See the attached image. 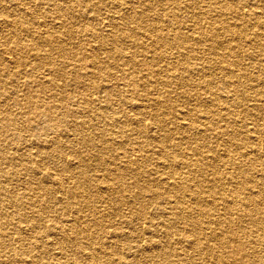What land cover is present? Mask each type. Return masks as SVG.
Returning a JSON list of instances; mask_svg holds the SVG:
<instances>
[{
  "label": "rangeland",
  "instance_id": "rangeland-1",
  "mask_svg": "<svg viewBox=\"0 0 264 264\" xmlns=\"http://www.w3.org/2000/svg\"><path fill=\"white\" fill-rule=\"evenodd\" d=\"M74 1L75 0H72L71 2L73 3ZM100 1L99 4L101 12L99 11L100 14L98 13V16L101 18V20L94 19L92 15H90V13L86 11L84 12L83 9L80 8L78 4H76L77 2H74V4H76L75 7L77 8V11L74 10L71 15H68L66 17L67 20L60 16L62 18V21H64L60 23L61 19L57 17L59 15L58 12L54 14L53 12H51L52 10L49 9L56 5L58 0H38L37 2L36 0H0V64L3 63L5 66V70L3 69L4 76L0 77V80H3L4 82H10L11 79L15 76L14 71L15 73L17 72L19 89L22 91V93L29 96L31 92L30 90H32L33 88L32 82L28 83V81H31L33 79L29 77L35 76L39 80L52 79L51 82H55L56 86L53 89L47 88V97L43 99V102L45 100L47 103L46 106H48L45 109V111L47 112V116H53L55 119L52 120V122L54 123L57 117L63 115L65 120L60 123L61 127H67V123L70 124L73 119L75 120V123H79L83 120L86 121V126L83 130V133L92 137L95 142L94 147H92L91 149L86 148L84 141L82 140V134H79L77 131L71 132L68 130H63V134L65 135L63 136V139H65L67 142H71L72 140L78 142V152L76 158H82V160L80 158L79 159L81 160L83 166L80 170L77 171L71 169L69 175H71L73 178L74 176L80 174L87 176V178L89 179V191H86L83 188H79L81 191H79L78 193L87 195L90 201V206L82 204L83 202L81 201V196L78 193H73L71 195L68 194L69 197L67 196L63 203L60 204L51 202V204L54 205H51L50 203L48 205H44L42 204V202L38 201L35 208L39 209V213L41 215H44L46 219L44 222H38V226L35 227H29L30 224L25 221L26 216L29 217L30 214L29 208L25 207V210H23V215L19 214L21 218L19 217V215L14 214L15 212H11L10 208H8L7 211L4 210V213L8 214H3V216H1L0 218V234L2 235L0 236V238H2L0 239L1 251L3 252L6 249L12 248V255L15 253L14 257L17 258L12 260V263L10 264H18L17 259L19 257H21L20 260L23 263V260L25 261L27 259V256L29 258V256H34V253L37 252V245L32 247V244L34 243L33 241L35 239L34 236L37 234L36 232H41L44 234V232L47 231L49 232L50 236L56 238L59 236V234L53 229V227L57 225L58 221L63 224L65 223V216L67 214H70V217L76 216L78 215V213L82 214V211H85L89 214L93 211L94 208L96 211L104 213L106 216L103 219L98 218V220L100 221L99 228L104 226V229H107V231L114 228L115 231L118 232L117 236L111 237V234L109 232H107L106 234L104 233V237L102 238V240L106 244H115L114 246L116 247V250H120L124 254L126 253L128 259L137 256V258H134L133 261L141 260L139 264H151V262L153 264L163 263L164 261L156 255L158 252H162L163 249H166L164 251H166L169 255L168 260H172L175 263L176 261H180V264H215V262L217 264H264V257L262 256V253L264 252V236L262 237V235H264V228L261 229L260 235H258V232L257 234H255L256 232H254L253 228L249 227L250 223L247 221L240 222V219L236 213H230V215L226 214L223 216L221 214L222 217L220 219V223L217 225L216 230L212 233L214 235V239H211L212 241H209V239H205L204 241L209 243L207 249H203L201 247L196 251L195 248H191L192 246H189V244H187L185 240L181 239L180 236L182 235L179 234L183 232L182 230H180L181 225L186 226L187 228H189L190 225L175 222L174 224L178 228H172L175 230V233H171L169 237L162 235V232L159 229L160 227L157 224V222L159 221V216L157 215V213L160 212L161 206L164 205V201L161 202V199L158 198L157 201L153 202L150 192H146L147 194H144V196L140 195L138 200H136L135 202H131L132 204H123V201H120L121 199L119 200L118 196L116 197L115 203V201L111 200L113 199L112 193L109 191V189H107L106 183L103 182L106 177L105 174L110 170L112 176H116V178L119 179L122 183L131 186V183L134 180H138L139 184H141L142 186L148 183L156 188L157 191H160L161 187L159 185V182H156L158 179H162L159 176V172H161V176L164 177V172L166 173L168 171L167 168H170V166L167 167L166 165L162 164L161 160H165L169 156L167 157L166 153L164 152L163 155L160 149H164L170 142H180L183 137H185V140H183L184 142L181 141L183 142L182 147L173 151V155H176L177 158L184 157L183 154H181L185 149L184 147L188 146L189 148H193L195 152V146L204 141L207 146L203 148V152L208 156L212 155V159L205 158L203 152L194 155H188L191 160L197 162V165L194 166L195 168L201 166L206 170V172L202 173V178L205 180L203 182L204 187L208 188V184L209 186L212 185V187L215 188V186L222 184L223 186H225V189H235L236 187L233 180L235 181L239 179V176H242L245 173L254 178L259 177L258 179H260L263 175H259L261 168V166H259V162L263 160L259 158V160L257 161L252 160L249 162L250 159L259 157V154H256V148L253 147L256 142H259L254 139V137L256 138L257 134L251 132L254 129H251L249 127L253 128L255 127V124L258 128L262 126V123L264 122V115L260 112L256 115L252 113V115L254 116H249L251 120L248 119V116L242 117V115H238L234 117V121L232 122L230 121V115L238 114L235 113V111H240L243 107V104L253 103V98L255 97L253 91L250 88H248V91L246 90L247 83L251 78V72L254 74L258 73V75L261 77V79H257V81L255 80L253 82V84L256 85L254 86V88H264V46H261L259 44H251L247 47L248 50L244 54L241 53L239 56H237V58L242 62L241 65L246 66L248 69V71H246L247 73L244 74L247 77L244 78V76L241 80L244 88L246 89L241 90V87L238 85L234 86V84L232 83V85L226 84L227 76L225 75V73H220L214 69V67L217 66V63H219L218 60L212 59V54L205 55L209 53L208 49L210 47L206 46V44L212 41L211 39H208L209 42H205V40H200L199 42V40H196L197 37H195L193 38L192 42H187L190 43L192 47L196 46L197 49L193 52L191 51V58H188L184 62H179V59H177L174 54L175 50L173 49L175 48H171L168 49L167 53H165V56H162L161 59H154L152 57V52H150L147 60L150 61L151 64L147 65V63L145 64V61H142L143 58H141V52L139 51L143 50L142 47H140L139 44L134 43L139 42L141 38L139 39L138 34H136L135 36L134 32H132V29L135 26V22L139 20L134 19L128 20L127 22L124 21V27H127V30L131 34L130 38H121L120 41L125 50L129 47L127 49L129 53L134 52L135 50L137 51L136 56L131 60V63H133L134 67H136V71H140L137 73L138 78H143V80L146 82V85L151 83V81H149V78L146 79V75H143V73H145L144 67L152 66L158 73L156 76L158 78V81L151 86H148L145 90L139 91L138 93H140V95L138 93L133 94L129 92L127 96L128 99H126L123 94L114 97L111 106L107 108L108 110L101 111V109L98 107H100L101 101L104 98L105 94H103V90L99 87L100 79L98 73L90 72L94 71V69L98 67L99 64L97 63V61L104 56L103 54H105V51L107 49L106 42H108V38L106 37H110V26L107 24H110V22L114 20L115 15L117 16L127 8H125L123 5H119L118 9L120 10L118 11V13H116V10L112 9L113 4L111 3V0ZM132 1L133 0H121V2L128 4V6L133 3ZM136 1L141 2L143 0ZM152 1L154 2V4L145 16V19H147L145 23L148 24L144 27V29L141 30L143 32H148L147 28L149 24H158V27H163L162 31L166 30L167 27H169L172 31H177L181 20H184L186 22H184V25H181L183 27V31L195 30V28L205 29L210 21H214V23L218 27H221V23L224 25L223 21H227L228 23H230L235 21L239 22L242 20L247 25V27L250 28V33L256 30L264 31V17L258 14L259 9L255 8V6H257V2L254 0H220L218 2V5H220L221 7H225V5H228L230 2H234L236 4L237 2H240V15L230 13L228 14L229 16H225L226 18L218 15V12H215L216 10L211 7L212 2L210 1L207 2L205 0H200L196 5L197 7H194L196 10L193 8L188 10L184 8L183 4L187 2L189 3L191 0H179V4L175 2L171 3V1L169 0ZM199 7H202L205 12H203ZM249 8H255V16L244 15L243 12H241ZM109 9L113 11H109ZM170 11H176L179 18H172L170 20ZM196 12L202 13V16L199 15V20L196 18ZM158 17H160V19H158ZM228 19L230 20L228 21ZM232 19H234L235 21H232ZM257 19L260 20L258 21ZM57 20H60V22H58ZM189 22H191V24ZM64 26L67 27V30L70 31L69 36H67L65 32H63ZM88 28L95 29L100 33V38L98 39L102 43L100 44V48H98L97 45H93L96 43V39L90 36V34L88 35L86 33ZM38 31L39 33H41L38 34ZM26 32L27 34L33 32L34 37L40 39L38 41V46L41 50L39 57L44 58V56H48L46 57L47 59L45 58V61L47 63L44 62L36 66L35 63L39 61L38 57L34 58L31 53L29 54L21 51V48L19 50H14L15 45L23 46V44H18L16 41H19L20 43L25 42L24 39L26 37L24 36H26ZM40 35H42L43 37ZM45 35L51 37V41H48L46 37H44ZM218 35L220 37V43L222 45L221 48L225 49L226 51L228 47L226 44H224V40H226V38H229V34H227V31L219 29ZM101 38L106 39H104L103 41L101 40ZM173 47L177 48L178 46L174 45ZM200 48H204L206 50V53H199L198 50H200ZM95 51L97 52V55L95 54L94 56H91V53ZM19 55H22L23 59L25 60L23 66L21 65V61L24 62V60L20 61V59L18 58ZM63 59L66 61L64 62V64L60 62ZM135 61L137 62L135 63ZM204 62L206 63L205 67H203ZM140 63H143L145 65H141ZM181 63H183V65H181ZM220 63L224 62L221 61ZM189 64L192 65L186 67V71L182 72L183 79L180 82L177 81L171 83L169 86H165L162 84L161 79H166V72H172L175 67L179 68L181 66H186ZM207 64L212 65L213 68L207 67ZM138 67H140V69L143 71H141ZM61 68H64L68 73L70 72V74L74 72L70 77L77 75L78 84H74L73 81L70 80L69 75L61 74ZM77 69H81L83 72L88 74L89 79L84 77ZM196 69L199 70L197 72L198 74H195ZM201 72L203 73L201 74ZM20 73L23 75H21ZM236 73L239 74L240 71L236 70ZM204 77L211 79V82H213V88H215L214 90H218L221 92L215 99L212 98L210 91H208L203 86ZM60 85L62 91L59 89ZM96 86H98V88ZM243 90H245V92H243ZM224 91H226L225 94ZM228 93L230 96H236V94L239 93V96H241V102H234L233 104H230L228 102L226 103V100L224 101V99H226ZM17 94L18 93H13L10 96L12 98H7L6 95H3L0 89V116H4V113L6 112L5 114L6 117L9 118V121L14 120L15 115H25L24 120H28L33 115V112H30V114H28L29 107L26 103L27 100L23 99L22 101L15 103L19 99L18 97H16L18 96ZM164 95H166L164 105L161 107L155 105L154 99L161 98ZM61 99L69 100L70 104L68 106L61 107ZM131 105L132 107L130 108ZM136 106H139L142 109H138L136 108ZM68 107L70 109H67ZM3 108L6 109L5 112H3ZM155 108H160L165 113V121L167 123V126L169 127V130L165 131L164 134H162V132L156 127V125L158 126V124L163 125L162 122L158 123L153 119L143 121L142 126H145V136L139 138L138 135L132 134L131 137L133 138V140L138 139V143L135 142V148L143 154H148V156L144 158L145 160L147 159L146 167L141 168L138 165L140 162H138L137 165L135 164V162H133V171L125 170L123 173H121L122 171L119 170L121 168L120 165L123 164V160L125 159L123 154H120V152L123 151V147L120 145L116 146L115 144H113L112 140H110V138H112V134L117 130V126L110 125L108 123L109 117L111 116L113 110H115L120 112V115H122V117L127 118L123 119L122 121L133 122L132 119L140 115V112L143 109L151 111ZM232 109L234 111L233 114L229 113L232 111ZM130 113L132 115H130ZM181 114L185 116V119H178ZM174 118H177V123L175 124L172 123ZM228 121H230V123L228 127L225 128V125ZM24 122L26 123V125L24 124ZM21 125L25 126L23 128H20L19 130L20 134H22L21 138L14 139L12 138L11 133L7 131L0 132V170H11L13 172H16L17 170V172H23V168L28 164L29 159L33 158L31 157L32 155L30 157L23 155L21 156L22 158L17 159L15 163H11L10 156L11 153L15 150L13 149V144L14 146L17 144L19 149H22L28 145H32L31 151L36 152L38 150L37 148L40 145L46 146L49 144V141L47 140L49 136H55L54 132L38 134L37 132L33 131L31 127H28L29 122L27 121H22ZM224 128L226 130H224ZM231 128H234L237 132L235 135L236 139L234 143H231L230 141L225 142L228 139L227 133ZM172 129H175L174 132H172ZM198 129L202 131L203 137H187V134L190 131H196ZM259 135V140L262 139L261 144L264 145L263 135ZM139 139L143 141V144H140ZM238 142L240 145L238 144ZM104 145H110V147H107V149L105 150L103 148ZM3 150H6V153H4L5 151ZM229 151H231V156L234 158V161H226ZM4 156H7L8 159L4 160L3 158H1ZM73 157L74 156H72V158ZM166 161L168 162L169 159ZM232 162H236V164ZM173 167L175 169H179L178 167H182L185 170H188V173L191 168H194L191 167V165H173ZM237 167H240L241 171H238ZM98 172H100V175L97 178V175L99 174ZM149 172H151L153 175H151ZM2 174L3 176L0 177V186H2V183H4V186L7 187L8 183L4 180L9 176L12 177V174L9 176L6 172H3ZM219 174L222 178V180L220 181L225 182L226 184L220 183L215 180L212 184L211 181H213V178ZM22 176L23 174H20L19 176L16 175L15 178L21 180ZM150 177L152 178V180L150 179ZM47 179L48 178H46V180ZM63 181L66 182L68 180L64 178ZM192 184L197 183L192 182ZM250 185H248V187H250ZM133 190H136V188L130 187L128 191H124L123 199L126 198L127 200H129L130 198V200H132L131 197L128 196V194L131 195V192ZM246 191L247 189L245 188L244 192ZM257 191L259 190L254 188L253 192ZM158 194H156V196ZM200 194L202 195L197 201V204L200 205L201 208L205 206L208 199H212L214 197L216 198L217 196L226 197L227 199L224 198L225 200H229L230 198L225 196L222 192H213L211 196H209L207 192H201L196 196H199ZM240 195H244V193ZM78 199L80 203L79 205H76L75 202H78ZM70 201H73L74 203ZM18 203H21V200L18 198V196L0 197L1 206L14 205L17 207ZM81 204L84 205V207H81ZM131 205L132 207H130ZM142 205L145 206L146 216H140L135 227L136 231H134L132 229L133 222L129 223L128 221L131 220L130 218L135 220V218L137 217L135 210ZM113 206H115L114 208H116L115 211H113ZM201 208L200 210H192L191 212L193 213V215H197L200 213V215L202 216ZM219 212H224L223 214H225L226 212L229 213L226 209V206L224 207V205L222 204H219ZM224 218H227V221L230 222L227 223L225 221L223 223L224 227L227 229L229 227H233V229L237 230V232L235 234L236 237L233 242L224 243L223 246H219V243L216 242L218 237L217 234L218 231L221 230V228L219 227L221 226V222ZM3 220H8L6 222L7 225L2 223ZM240 228L243 229L241 230ZM96 229L98 230V227ZM14 230L16 231L14 232ZM125 230L130 231V235L126 236L124 239H121L119 237V234L120 232H125ZM190 235H193V233H191ZM252 235H255L257 237ZM18 236H22V243L14 244L12 238ZM163 237L165 238V240L162 242ZM42 238L43 239L41 244H45L46 246H44V248L39 247L41 249L40 254L41 257L44 258L43 262L48 264L55 260V254L61 253H59L60 250L58 248H55V246L46 244L47 240L49 239L48 237ZM38 239L41 240V238H36L35 241H37ZM112 239L113 242H111ZM246 240L249 243V248H246L243 245H239L238 247L236 246L239 243H245ZM140 251H144L146 253V256L142 254H140V256L136 255L139 254ZM229 251H234V254H232V257H229L231 259V262L227 263L229 261L227 252ZM106 257L108 259L111 256ZM8 261L9 260L4 257V255L0 256V264H9Z\"/></svg>",
  "mask_w": 264,
  "mask_h": 264
},
{
  "label": "bare ground",
  "instance_id": "bare-ground-1",
  "mask_svg": "<svg viewBox=\"0 0 264 264\" xmlns=\"http://www.w3.org/2000/svg\"><path fill=\"white\" fill-rule=\"evenodd\" d=\"M37 1L38 0H36V2ZM71 1L72 0H58L56 5H54L52 8H49L50 10H52L51 12H53L54 14L58 12L59 15L57 17L61 19V22L60 20L59 21L57 20L58 22L60 23L64 22L62 21L61 17L66 19V17L68 15H71V13H73L74 10L77 11V8L75 7L76 4H78V6L82 8L84 12L86 11L90 13V15H92L94 19L101 20V18L98 16L100 14L99 11L101 12L100 4H99L100 0H77V1L75 0L74 2H77L76 4H74V2L72 3ZM169 1H171V3L175 2L177 4H179L180 2L179 0H169ZM199 1L200 0H191L189 3L188 2L184 3L183 6L187 10L192 9V8L195 9L194 7L197 5ZM205 1L212 2L211 7H213L216 10L215 12H218L217 14L222 17H225L226 15L230 13H233L235 15L236 14L240 15V2H237V4L234 2H230L228 5H225V7H221L220 5H218V2L220 0H205ZM254 1L257 2V6H255V8L259 9L258 14L264 17V0H254ZM132 2L133 3L128 6V4L121 2V0H111V3L113 4L112 9L116 10V13H118V11L120 10L118 9L119 5H123L127 9L125 10L126 12L121 10L123 12L119 13L117 16L115 15L114 20H112L110 24H107L110 26V29H109L110 37H106L108 38L107 39L108 42H106L107 49L105 51V54H103L104 56L98 59L97 61V63L99 64L98 67L94 69V71L90 72V73H93V72L98 73L99 79H100L99 87L103 90V94H105L104 98L101 101L100 107H98L101 109V111L108 110L107 108L111 106V103L114 97L120 96L121 94H123L126 97V99H128L127 96L129 92L136 94L139 91L145 90L148 86H151L152 84L158 81V78L156 77L158 73L152 66L144 67L146 74L143 73V75H146L145 78L146 79L149 78V81H151V83L146 85V82L143 80V78H138L137 73L140 71H136L137 70L136 67H134L133 63H131V60L136 56L137 51L135 50L134 52L129 53V51L127 50L129 47L125 50V48H123L122 43L120 41L121 38L122 39L130 38V34H131L127 30V27L126 28L124 27V24H125L124 21L127 22L128 20H134V19H137L139 21L135 22V26L132 29V32H134L135 36L136 34H138L139 39L141 38L139 42H134V43L139 44V46L142 47L143 50H139V51L141 52V56H142L141 58H143L142 61H145V64L146 63L147 65L151 64V62L147 60L150 52H152L153 54L152 57L154 59H161L162 56H165V53H167L168 49H171V48H175L173 49L175 50L174 54H175V57L179 59V62L181 61L184 62L188 58H191V55H192V54L190 55L191 51L193 52L197 49L196 46L192 47L190 43H187V42H192L193 38L195 37H197L196 40L197 41L199 40V42L200 40H205V42H209L208 39L209 40L211 39L212 41L206 44V46L210 47L208 49L209 53L205 55L212 54V59L218 60L219 63H217V66H215L214 69L220 73H223V74L225 73V75L227 76L226 84H230V85L234 84V86L238 85L241 87V90L246 89L244 88V85L241 82V80L245 76L244 74L247 73L246 71H248V69L246 66L241 65L242 62L241 60L237 58V56H239L241 53L244 54L248 50L247 47L250 46L251 44H259L261 46H264V31L256 30L250 33L249 32L250 28L247 27V25L243 22V20L237 22L234 19H232V21H235V22L228 23L227 21H223L224 25L221 23L222 25V26L220 25L221 27H218L214 23V21H210L208 23V26L205 29L195 28V30H190V31L189 30L183 31L182 29L183 27L181 25L182 24L184 25V22H185L184 20L180 21L177 31H172L170 30L169 27H167L166 30L162 31L163 27L162 28L158 27V24L157 25L149 24L147 28L148 32H143L141 30L144 29V27L148 24V23H145L147 21V19H145L146 18L145 16L147 15L149 9L152 8L154 2L152 0H143L141 2L133 0ZM255 8L254 9L249 8L241 12H243L244 15L255 16L256 15L254 14ZM200 9H202V7ZM113 10L109 9V11H113ZM202 11L205 12L203 9ZM195 15H196V18L198 19L199 15L202 16V13L196 12ZM169 16H170L169 17L170 20L172 18H175V19L179 18L178 13L176 11H170ZM158 19H160V17H158ZM229 20L230 19H228V21ZM257 20L259 21L260 19H257ZM186 21H189V20H186ZM189 23L191 24V22ZM219 29L223 31H227V34H229V38L228 39L226 38V40H224V44H226L228 47L226 51L225 49L221 48L222 45L220 43L221 41L218 35ZM63 32H65L67 36L70 35V31L67 30V27L65 26H64ZM40 33L38 31V34ZM86 33L88 35L90 34V36L96 39L95 40L96 43L93 45L94 46L97 45L98 48H100L101 47L100 44H102L98 40L100 38L99 36L100 33L95 29H89V28L87 29ZM48 35H45L44 37H46L48 41H51V37H49ZM24 37H26L24 39L25 42L20 43L19 41H16L18 44H23V46L15 45L14 50H19L21 48V51H24L29 54L31 53L32 56H34V58L38 57L39 61L35 63L36 66L46 62L45 58L48 56H44V58L39 57L41 50L39 49L38 41L40 39L34 37L33 32L28 33V34L26 32V36ZM104 39L101 38V40L103 41ZM174 45L178 47L177 48L173 47ZM198 52L203 54V53H206V50L204 48H200ZM95 54L97 55L96 51L91 53V56H94ZM18 58L20 59V61L24 60L22 55H19ZM220 60L223 61L224 63H220L221 62ZM60 62L64 64V62L66 61L63 59ZM136 62L137 61H135V63ZM24 63H25V60L24 62L21 61L22 66L24 65ZM143 63H140V64L145 65ZM205 64L206 63L204 62L203 67H205ZM181 65H183V63H181ZM190 65L192 64L181 66L179 68L175 67V69L172 72L171 71L166 72V75H165L166 79L165 80L163 78L161 79L162 84L165 86L166 85L169 86L171 83H174L177 81L180 82L183 79L182 72L186 71L185 68ZM207 65H208L207 67L213 68L212 65L210 64H207ZM248 67H251V66H248ZM4 68H5L4 64L1 63L0 64V77L4 76V71H3ZM138 68L140 69V67ZM77 70H79L80 73L84 77L89 79L88 74L83 72L81 69H77ZM236 70L240 71V73L239 74L236 73ZM198 71L199 70L196 69L195 74ZM60 73L67 74L70 77L74 72L70 74V72L68 73L64 68H61ZM202 73L203 72H201V74ZM14 75L15 76L11 79L10 82L8 81L4 82L3 80H0L1 92L3 93V95H6L7 98H9L13 93L14 94L18 93L17 94L18 96L16 97H18L19 99L15 103H18L19 101H22L23 99L27 100L26 103H27V106L29 107L28 114H30V112H33V115L28 120H24L25 115H15L14 120L11 119L12 121H9V118H7L5 114L6 109L3 108V112L5 113H4V116L3 115L0 116V132L7 131L11 133L12 138L14 139L21 138L22 134H20L19 130L20 128L25 127L21 125L22 121H27L29 122L28 127H31L32 130L37 132L38 134L46 133V132L48 133L54 132L55 136L53 137L49 136V138L47 139L49 141V144L46 146L40 145L37 148L38 150L36 152L31 151L32 145H28L22 149H19L17 144L15 146L13 144V149L15 150L11 153V156H10L11 163L12 162L15 163L16 160L22 158L21 156L23 155L28 156V157L32 155L31 157L33 158L29 159L28 164L23 168L24 169L23 172H17V170L16 172H13L11 170L9 171L3 170V169L0 170V177L3 176L2 174L3 172L8 173V176L12 174V177L9 176L8 178L4 180V181H7L8 186L7 187L4 186V183H2V186H0V197L2 196L17 197L18 196V198L21 200V203H18L17 207L14 205L12 206H8V205L1 206L0 205V218L1 216H3V214H6L4 212L7 211L8 208H10L11 212H15L14 214L23 215V210H25V207H27L30 209V214H29V217L26 216L25 221L30 224L29 227H33V226L35 227V226H38V222L40 221L44 222L46 219L44 215H41L39 213V209L35 208L37 205L36 203L38 201L42 202V204L44 205L46 204L48 205L49 203L51 204V202L60 204V203H63V201L67 198L68 194L71 195L73 193H78L79 191H81L79 188H83L86 191H89V186H88L89 179L87 178L86 175L80 174V175L74 176V178L71 175H69V173L71 172V169L76 170V171L80 170L83 164L81 162L82 160L81 157H79L81 160L79 158H76L77 152H78V148H77L78 142L74 140H72L71 142H67L65 139H63V136H65L63 134V130H68L71 132L77 131L79 134H82V140L84 141L86 148L91 149L92 147L95 146V142L92 139V137L85 135L83 133V130L86 126V121L83 120L79 123H75V120L73 119L70 124L67 123V127H61L60 123L65 120L63 115H60V117H57L54 123L52 122V120H54L55 118L53 116H50V117L47 116V112L45 111V109L48 106H46L47 103L45 100L43 102V99L47 97L46 96L47 95L46 92L48 91L47 88L53 89L56 86L55 82L54 83L51 82L52 79L39 80L35 76L29 77V78H32L34 81L27 80L28 83L32 82L33 84L32 86L33 88L32 90H30L31 92L29 96H27L24 93H22V91L19 89V81L17 78V72L15 73L14 71ZM250 76L251 78L249 79L250 81L247 83L246 90L248 91V88H250L253 91L254 96H255L253 98V103L243 104V107L240 111L239 110L235 111V113H238V114L230 115L231 122L234 121V117L238 115H242V117L248 116L249 120H251L249 116H254L252 115V113L256 115L260 112L264 115V88H254V86L256 85L253 84L255 80L257 81V79H261V77L258 75V73L254 74L252 72ZM246 77L247 76H245L244 78ZM77 78L78 76L74 75L70 77V80H72L74 84H78ZM227 82H230V83H227ZM212 83L213 82H211V79L204 77L203 86L208 91H210L212 98L215 99L221 92L218 90H214L215 88H213ZM96 87L98 88V86ZM59 89L62 91L61 85ZM225 92L226 91H224V94ZM243 92H245V90H243ZM138 94L140 95V93ZM165 96L166 95L162 96L161 98H155L154 99L155 105H157L158 107L163 106L166 100ZM229 96H230L229 93L227 94V97L225 95L226 99H224V101L226 100V103L228 102L230 104H233L234 102L236 103L241 102L240 101L241 96H239V93L236 94V96H230V97ZM29 98L30 100L32 98V100L30 101ZM69 104H70L69 100H65V99L60 100L61 107L68 106ZM131 107L132 105L130 106V108ZM136 108L142 109L139 106H136ZM67 109H70V108L68 107ZM140 113H141L140 115L132 119L133 122L122 121L123 119H127V118L122 117V115H120V112L115 111V110H113L111 116L109 117L108 123L110 125L117 126V130L112 134L111 136L112 138H110V140H112L113 144H115L116 146L120 145L123 147L122 148L123 151L120 152V154H123L125 159L123 158L124 159L123 164L120 165L121 168L119 170L122 171L121 173H123L125 170L133 171L132 169L133 162H135L136 165L138 164V162H140L138 165L141 168L146 167L147 159L145 160L144 158L148 156V154L147 153L143 154L138 149H136L134 145H135V142L138 141V139L133 140V138L131 137L132 134L138 135L139 138L145 136L144 134L145 126H142L143 121L148 120V119H153L154 121L158 123L162 122L163 125L158 124L160 128L156 125V127L162 132V134H164L165 131L169 130V127L167 126V123L165 121V113L160 108L158 109L155 108V109H152L151 111L147 109H143ZM229 113L233 114L234 113L233 109ZM130 115L132 114L130 113ZM179 118L180 120H182V119H185V116L181 114L180 117H178V119ZM176 119L177 118L173 119L172 121L173 124L177 123ZM230 121L226 123L225 128L228 127ZM24 124L26 125L25 122ZM262 124L263 125L260 126L259 128L256 126V124H255V127L253 128L249 127L251 129H254L251 132L257 134L256 138L254 137V139L256 141H259L255 143L257 147L255 145L253 146L256 148V151H257L256 154H259V157L250 159L249 162L252 160L257 161L259 160V158L264 161V145L261 144L262 139L259 140L260 139L259 134H262L263 139H264V122ZM225 128L224 130H226ZM174 130L175 129H172V132H174ZM236 133H237L236 130L234 128H231L227 133L228 139L225 142L230 141L231 143H234L236 139L235 137ZM198 136L203 137V133L199 129L196 131H190L187 134V137L189 138L198 137ZM183 140H185V137H183L181 141ZM181 141L175 142V143L170 142L168 146H166L164 149L162 148L160 149L162 154L164 152L166 153L167 157L169 156L167 159L161 160L162 164L166 165L167 167L170 166V168H167L168 171L166 173L164 172V175H165L164 177L161 176V172H159V176L162 179H158L156 182H159V185L161 187L160 191H157L156 188H154L152 185L148 183L142 186L141 184H139L138 180H134L131 183V186L125 183H122L119 179L116 178V176H112L109 170V172L105 174L106 177L103 182L106 183L107 189H109V191L113 195V199L111 200L115 201L116 203V197L118 196V199L119 200L121 199L120 201H123V204H128V203L135 202L136 200H138L140 195L144 196V194H147L146 192H150V194L152 195L153 202L157 201L158 198L161 199V202L164 201V205L161 206L160 212L157 213V215L159 216L158 217L159 221L157 222V224L160 227L159 229L161 230L162 235L169 237L171 233L174 234L175 230L172 228H177L174 224L175 222L190 225L189 228L181 225L180 230H182L183 232L179 234L182 235L180 236V238L185 240L187 244H189V246H192L191 248H195L196 251L199 250V248L201 247L203 249H207V247L209 246V243H207L204 240L209 239V241H212L211 239H214V235L212 233L216 230L217 225L220 223L221 217L226 214L230 215V213H236L240 219L239 220L240 222H244V221L249 222L250 223L249 227L253 228L254 232H256L255 234H257L258 232V235H260L261 229L264 228V188H263L264 187V166H263L264 162L263 161L259 162V166H261L259 175L260 176L263 175L260 179H258L259 177L254 178L245 173L244 175L239 176L240 177L239 179L235 181L233 180V182L235 183V187H236L235 189H231V188L225 189V186H223L222 184L215 186V188L212 187V185L209 186L207 184L208 188H206L203 185V182L205 180L202 178V173L206 172V170L201 166L195 168L194 166L197 165V162L194 160H191L188 155L202 153L203 148L206 147L207 144L205 143V141L198 144L197 146H195L196 147L195 152L193 148H189L188 146H186L184 147L185 149L181 153L183 154L185 158L184 157L177 158L176 155H173L174 154L173 151L182 147V144L184 141L183 142ZM139 142L140 144H143V141L140 139H139ZM8 145H11V144H8ZM107 147H110V145H104L103 148L106 150ZM3 151H5L4 153H6V150H3ZM203 155L205 158L212 159L211 158L212 155L208 156L204 152H203ZM72 156L74 157L72 158ZM227 156H228V158L226 159L227 162L234 161V158L231 156V151H229V154H227ZM1 158H3L4 160L8 159L7 156L1 157ZM168 159L169 161L167 162L166 160ZM232 163L236 164V162H232ZM173 165H178V166L191 165V167H194V168H191L188 173V170H185L182 167H178L179 169L177 168L175 169ZM237 170L241 171V168L237 167ZM98 173L99 174L97 175V178L100 175V172ZM149 173L153 175L151 172ZM20 174H23L21 180H19L18 178L16 179L15 176L16 175L19 176ZM46 178L48 179L46 180ZM64 178H66L68 181L66 182L63 181ZM150 179L152 180L151 177ZM214 180L220 183L226 184L225 182L220 181L222 180L220 174L216 175L213 178V181H211L212 184ZM192 182H196L197 184H192ZM248 185H250V187H248ZM130 187L136 188V190H133L131 192V195L128 194V196L131 197L132 200H130V198L129 200H127L126 198L123 199V192L128 191ZM245 188L247 189L246 192H244ZM254 188L258 189L259 191L253 192ZM186 191H188L189 193ZM201 192L202 193L207 192L209 196H211L213 192L214 193L222 192L225 196L230 197V198L229 200H225L227 198L223 196H217L216 198L214 197L212 199L207 198L208 200L205 206L201 208V206L197 204V201L200 199V196L202 194H200L199 196H196ZM242 193H244V195H240ZM78 194L81 196V201L83 202L82 204L90 206V201L87 195H84L83 193H78ZM156 194L158 195L156 196ZM70 202H73V201H70ZM79 203L80 201L78 199V202H75V204L79 205ZM82 204H81V207H84V205ZM219 204L224 205V207L226 206V209L229 213L226 212L225 214H223L224 212L223 213L219 212ZM51 205H54V204H51ZM114 207L115 206H113V211L116 210V208ZM130 207H132V205ZM200 208H201L202 216L200 215V213L197 215H193L191 211L200 210ZM81 213L82 214L78 213V215L72 216V217L69 216L70 214H67L65 216L66 217L65 223L63 224L58 221L57 225L53 227V229L59 234V236L56 238H53L52 236H50L49 232L47 231H45L44 234L41 232H39L40 234L36 232L37 234L34 236V238L35 239L41 238V240L38 239L37 241H35L34 239L33 241L34 243L32 244V247L37 245L36 247L37 252L34 253V256L33 255L29 256V258L27 256L26 257L27 259L25 261L23 260V263L20 260L21 257H19L17 259L18 264H46L43 262L44 258L41 257V254H40L41 249L39 248V247L44 248V246H46L45 244H41L42 239H43L42 237H48L49 239L47 240L46 244L55 246V248H58L60 250L59 253H61V254H55L56 256L55 260L52 262L50 261L51 263H48V264H139L141 262V260L133 261V259L137 258V256L131 259H128L126 253L124 254L120 250H116V247L114 246L115 244H112V243L106 244L102 240V238L104 237V233L106 234L107 232H109L111 234L110 237L117 236L118 234V232L115 231L114 228L109 229L108 231L107 229H104V226L99 228L100 221L98 220V218L103 219L104 217H106L104 213L96 211L94 208H93V211L90 212L89 214L85 211H82ZM135 213L137 215L135 220L130 218L131 220L128 221L129 223L133 222L132 229L134 231H136L135 227L137 225V220L140 218V216L142 217L146 216L145 206L142 205L139 208H137L135 210ZM20 215L19 217L21 218ZM7 221L8 220L6 221L3 220L2 223L6 224ZM225 221L227 223H230L229 221H227V218H224L221 222V226L219 227L221 228V230L218 231V234H217L218 237L216 241L219 243V246L220 245L223 246L224 243L233 242L236 237L235 234L237 230L233 229V227H229L228 229L225 228L223 224ZM97 227H98V230L96 229ZM15 231L16 230H14V232ZM191 233H193V235H190ZM128 235H130V231L125 230V232H120L119 237L121 239H124ZM0 236L2 235L0 234ZM252 236H255V235H252ZM263 236L264 235H262V237ZM22 239H23L22 236L12 238L14 244H21ZM164 240L165 238L163 237L162 242ZM111 242H113V239L111 240ZM239 245H243L246 248H249V243L247 242V240L245 243H239L236 246L238 247ZM9 249H6L3 252L0 249V256L4 255V257H6L9 260L8 263L10 264L12 263V260H14L17 257H14L15 253L12 255L13 249L12 248H9ZM164 250L166 249H163L162 252H158L156 254L159 258H161L164 261L163 263H160V264H180V261L179 262L176 261L175 263L172 260H168L169 255ZM227 253H228L227 256L229 258V257H232V254H234V251H229ZM140 254L146 256V253L144 251H140V253L136 255L140 256ZM106 256H111V257L108 258L109 259L108 260ZM262 256L264 257V252L262 253ZM230 262H231V259L229 258V261L227 263H230ZM151 264L153 263L151 262ZM215 264L217 263L215 262Z\"/></svg>",
  "mask_w": 264,
  "mask_h": 264
}]
</instances>
